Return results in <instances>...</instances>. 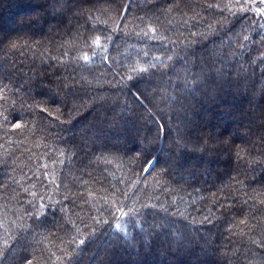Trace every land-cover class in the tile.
<instances>
[{"label":"trees","instance_id":"16d2710c","mask_svg":"<svg viewBox=\"0 0 264 264\" xmlns=\"http://www.w3.org/2000/svg\"><path fill=\"white\" fill-rule=\"evenodd\" d=\"M262 13L0 0V264H264Z\"/></svg>","mask_w":264,"mask_h":264},{"label":"snow or ice","instance_id":"6c2138e0","mask_svg":"<svg viewBox=\"0 0 264 264\" xmlns=\"http://www.w3.org/2000/svg\"><path fill=\"white\" fill-rule=\"evenodd\" d=\"M259 3H260V4H264V0H259ZM257 11H259V8H257ZM262 15H264V13H262ZM85 59H87V57H85ZM6 119H7V118H6ZM16 119H19V116H17ZM15 127H16V128H20L21 125L17 123V124L15 125ZM149 167H152V165H149ZM114 226H115V228L118 229V230L122 228V225H121L120 223H116ZM82 243H83V242H82Z\"/></svg>","mask_w":264,"mask_h":264},{"label":"water","instance_id":"95a60500","mask_svg":"<svg viewBox=\"0 0 264 264\" xmlns=\"http://www.w3.org/2000/svg\"><path fill=\"white\" fill-rule=\"evenodd\" d=\"M154 162L151 163V165L153 166ZM151 169V167H148L147 171H149Z\"/></svg>","mask_w":264,"mask_h":264}]
</instances>
